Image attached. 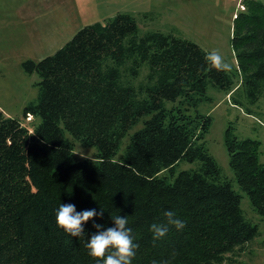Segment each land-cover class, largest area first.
<instances>
[{
    "label": "trees",
    "instance_id": "obj_1",
    "mask_svg": "<svg viewBox=\"0 0 264 264\" xmlns=\"http://www.w3.org/2000/svg\"><path fill=\"white\" fill-rule=\"evenodd\" d=\"M243 6L234 18L231 72L211 68L208 52L188 39L142 32L127 13L23 63L40 77L39 96L23 111L34 118L31 130L0 110V264H102L84 247L93 221L77 238L57 227L61 203L102 208L95 223L105 227L126 216L138 244L132 264H225L259 237L243 195L207 146L213 119L199 110L211 100L210 86L247 113L264 98V1ZM67 134L95 146V159L78 158ZM225 146L236 183L264 221L262 143L230 124ZM182 162L196 167L177 173ZM169 210L185 227L169 226L154 241L150 226L165 223Z\"/></svg>",
    "mask_w": 264,
    "mask_h": 264
},
{
    "label": "rangeland",
    "instance_id": "obj_2",
    "mask_svg": "<svg viewBox=\"0 0 264 264\" xmlns=\"http://www.w3.org/2000/svg\"><path fill=\"white\" fill-rule=\"evenodd\" d=\"M244 0H0V110L8 117L21 119L31 130L34 118L23 117V111L39 96L37 73H28L23 63L40 61L56 53L87 25L104 23L118 14L136 17L142 32L174 33L199 45L206 52L218 50L234 67L232 47L235 14ZM210 101L199 110L210 115L213 123L206 141L227 179L243 195L242 208L247 218L259 227L260 235L244 251L225 264H264V221L258 216L248 197L240 190L229 165L225 133L233 124L241 138L259 140L264 161V98L250 105L251 113L236 107L230 95L210 86ZM134 128L130 134L140 129ZM70 139L73 137L67 134ZM129 136L124 139L117 157L124 153ZM74 140V139H73ZM75 155L95 159V146L74 140ZM196 165L182 162L180 170Z\"/></svg>",
    "mask_w": 264,
    "mask_h": 264
},
{
    "label": "clouds",
    "instance_id": "obj_3",
    "mask_svg": "<svg viewBox=\"0 0 264 264\" xmlns=\"http://www.w3.org/2000/svg\"><path fill=\"white\" fill-rule=\"evenodd\" d=\"M205 61L218 72L232 71V64L218 50H212L206 54ZM103 214L102 208L99 212L96 209L77 211L74 204L61 203L55 213L56 225L65 233L77 238L85 233L84 225L93 221V228L96 231L89 235L84 245L88 255L93 259L101 260L102 264H132L138 244L133 242L132 230L127 226V217L121 215L112 217V226L105 227L95 223V218L102 219ZM164 217L165 223H153L150 226L154 241L163 238L169 226H174L177 230L185 227L184 222L171 210L164 212Z\"/></svg>",
    "mask_w": 264,
    "mask_h": 264
},
{
    "label": "built area",
    "instance_id": "obj_4",
    "mask_svg": "<svg viewBox=\"0 0 264 264\" xmlns=\"http://www.w3.org/2000/svg\"><path fill=\"white\" fill-rule=\"evenodd\" d=\"M240 8L243 10L244 9V6L243 4H240ZM237 14H235V17H236ZM32 117V116H31Z\"/></svg>",
    "mask_w": 264,
    "mask_h": 264
},
{
    "label": "crops",
    "instance_id": "obj_5",
    "mask_svg": "<svg viewBox=\"0 0 264 264\" xmlns=\"http://www.w3.org/2000/svg\"><path fill=\"white\" fill-rule=\"evenodd\" d=\"M264 1V0H263Z\"/></svg>",
    "mask_w": 264,
    "mask_h": 264
}]
</instances>
